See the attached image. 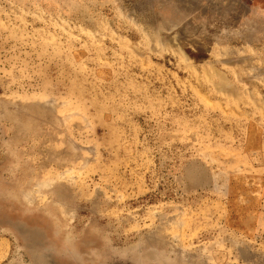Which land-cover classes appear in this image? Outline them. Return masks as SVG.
<instances>
[{"label": "rangeland", "instance_id": "374dc122", "mask_svg": "<svg viewBox=\"0 0 264 264\" xmlns=\"http://www.w3.org/2000/svg\"><path fill=\"white\" fill-rule=\"evenodd\" d=\"M0 264H264V0H0Z\"/></svg>", "mask_w": 264, "mask_h": 264}]
</instances>
